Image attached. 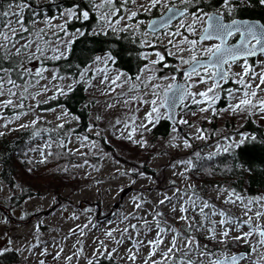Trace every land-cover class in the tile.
<instances>
[{
	"label": "rangeland",
	"instance_id": "rangeland-1",
	"mask_svg": "<svg viewBox=\"0 0 264 264\" xmlns=\"http://www.w3.org/2000/svg\"><path fill=\"white\" fill-rule=\"evenodd\" d=\"M204 1L192 0L189 3L188 0H162V3L155 8L145 11L141 6L149 5L150 0H135V3L129 0L127 4L124 0H113V5H106L105 8L98 7L99 4L104 3V0H92L100 17L102 12L111 7L118 8L119 15L109 17L113 22L119 19V23L112 25L117 29L115 32L118 34L128 32L142 43L145 50L144 59L148 64L140 70L137 76L139 79L137 77L132 79L112 62L107 61L106 58L110 55L107 53L98 55L97 58L102 59H96L89 64L78 79L57 76V70L50 65V62L55 61V57L60 56L61 53L63 56L66 55L72 40L81 34V32L70 33L64 27V24L74 18L68 13H76L77 8L64 9L58 17L37 20L30 26L24 24L28 29L27 32H23L20 24H17L13 18L10 27L0 28V31L9 33L11 28H15L18 35L26 34L24 39H20V44L34 42L33 48L41 47L44 50L43 58L27 62V67L47 69L43 73V79L35 76L28 78L26 83L29 87L26 93L23 88L13 89L17 93H23V97L19 95L10 97L14 100L15 106H0V136L27 130L35 123L46 131H50L51 128L56 130L55 127L66 122L72 127L73 119L63 107L39 111L38 105L61 94V89L65 93L69 86L72 88L78 81L84 82L83 85L88 89L87 102L91 125L86 134L71 133L68 142L64 143L67 151L82 156L73 170L78 178L76 190L68 186L64 190L61 188L62 191L57 195L55 191L58 190L50 188L47 185L48 179L42 176L46 168H39L38 165L33 167L32 165L37 163L32 161H29L27 170L18 171L16 185L41 186L45 190L41 196H31L23 204L15 207L9 200L12 195L14 196V190L6 184L0 185V253L9 249L17 250L20 257L19 262L15 264H40L41 260L44 264H88L89 259L94 261L99 257L109 258L108 253L112 254L110 258L118 261V264H145V261H148L149 248L144 243L139 244L138 252L133 248V241L146 242L155 236V228L147 231L144 220L154 225V213L162 209L167 217V223L183 231L184 224L176 219L177 213L172 212L170 206L158 203L165 196L174 197V189H179L181 193L186 192L192 198L199 197L208 201L216 209L225 210L234 220L247 219L242 205L225 203L228 198L226 187L223 188L225 190L212 189L211 192H204V188L198 187V183L193 178L191 166L185 163L191 160V141L196 145H204L203 151L207 155L221 154L232 141L248 136L241 128L247 119L253 120L256 124L264 123V113L258 108L237 112L228 109V105L237 103L243 91L247 90L237 83L244 72L245 60L231 63L227 67L229 77L227 81L220 82V86L216 89L219 99L209 111L200 112L199 108L207 105L193 104L190 97L184 100L176 119L178 125H172L170 130L172 136L168 140L149 135L148 131L154 126L152 124H149L147 129L139 127L147 123L145 116L151 110L150 101L156 98L153 96L154 87L159 98L163 99L164 93L168 90L167 86L178 79L186 84L195 83V87L191 89L193 92L204 91L212 85L213 81L210 78L207 83H200L199 76H194L192 81H186L185 73H181L182 68L189 66L182 61H190L192 56L191 46L184 42L185 38L199 40V35L206 26L207 16L204 13L209 14L210 11H202L200 8ZM238 1L232 0L234 7L238 6L235 3ZM170 6H184L190 9V13L164 31L156 34L150 32L146 25L152 15L163 14ZM21 10V7L14 5L11 15ZM132 11L137 15L129 19ZM211 11L220 13L224 9L221 6ZM194 14H199L201 19L195 21V33H192L181 24L185 26L193 24ZM224 14L231 16L233 11L231 15L227 12ZM121 16L123 19H120ZM112 26L105 25L103 29L99 28L108 31ZM218 42L211 40L198 44L197 58L205 59L207 55L202 54V50ZM157 53L164 57L163 61L157 62ZM17 58L21 59V57ZM246 62L251 73L257 74L255 80H249L248 76H244L245 81L252 84V90L257 91V96L253 98L254 102L264 100V85L259 89L256 88L259 84L258 74L264 72V55L257 56L254 63L250 60ZM203 74L201 69V75ZM105 75L110 79L106 83H101ZM117 75H120V80L117 81L119 86L111 84V79ZM172 77H175V80ZM37 79L39 83H35ZM229 83L231 86H227ZM227 88L233 91L235 99L229 97ZM238 89L240 91H237ZM224 91L228 96V103L225 107L219 108L217 104ZM209 95L211 96L212 93ZM8 98L5 93L0 100ZM197 99L201 98L197 97ZM21 103L24 105L23 108L19 107ZM160 112L163 118L167 117V110L164 107ZM182 120L187 123H179ZM117 121L120 123L117 124ZM213 127L216 130H213ZM133 129H135L134 133ZM130 133H133L131 138H129ZM210 134L212 135L209 137ZM200 135L204 138L200 139ZM129 140L131 147L137 148H133V152L126 150L131 149L125 146L126 141ZM186 141L190 147L185 146ZM53 144L55 145L51 165L63 168L66 165L67 153L58 147V141ZM43 145L37 147L38 151L34 150L35 158H40ZM143 168L154 170L155 176L143 173ZM35 172L36 174H33ZM20 191L21 189L18 188V192ZM259 197H264V193ZM173 202L177 207L179 206V201ZM137 204L141 207L137 208ZM251 207L253 211L248 215L253 217V226L257 224L264 226V216L259 219L254 216L255 211H264V208L259 203H254ZM205 211L208 212L210 209ZM197 219L203 218L197 216ZM212 219L219 220L220 217L216 216ZM131 225H137L139 231H133ZM216 227L219 231L221 226L217 224ZM247 231L249 228L244 225L239 230L233 231L231 235ZM109 232L111 236L107 234ZM191 234L202 246H208L207 251L220 258L224 255L237 254L239 249L246 245L250 248L249 253L251 244L252 247L257 248V252L252 253L241 264H264V247L258 245V237L255 235L251 238L250 244L242 240H229L226 244H220L207 239L205 230ZM45 252L47 255L43 254ZM133 253L137 256L134 262L128 259ZM54 256L59 258L54 259ZM69 256L72 257L71 260L67 259ZM182 258L186 259V257ZM155 259H159V254ZM192 259L197 264H207L208 260L207 257H199L197 253L192 254ZM148 264H151V261H148Z\"/></svg>",
	"mask_w": 264,
	"mask_h": 264
},
{
	"label": "snow or ice",
	"instance_id": "snow-or-ice-1",
	"mask_svg": "<svg viewBox=\"0 0 264 264\" xmlns=\"http://www.w3.org/2000/svg\"><path fill=\"white\" fill-rule=\"evenodd\" d=\"M129 0H124V3L127 4ZM132 3H135V0H131ZM189 3L192 0H188ZM249 3H255L258 5H264V0H248ZM162 0H150L149 5L141 6L144 7L145 11L155 8L158 4H161ZM113 5V0H104V3L99 4L98 7L105 8V6ZM11 7V5H9ZM18 7H27L26 4L18 5ZM234 5L232 0H224L223 9L218 14L209 15L204 13L207 16V27L203 29V34L200 36L199 40H188L185 38L187 44L191 46L190 51L192 52L191 60H183L182 63L190 65V71L185 72L186 81H192L194 76H199L200 83H207L208 78L212 79L213 83L204 91L193 92L191 89L195 87V83H188L187 85H174L169 84L167 86L168 92H172V97H169L167 92L165 97L160 99L156 93L155 87L153 88V96L156 97L150 101L152 107L151 110L146 114L145 120L146 124H141L139 127L147 129L149 124L155 125L163 118L160 109L167 106L168 109H172L175 104V100L178 98L181 103L190 97L191 102L196 105L205 104L207 107L199 108L200 112H207L209 109L213 108L215 102L219 99V95L216 93V89L220 86L221 81H227L228 73L224 68V65H230L231 63L236 62L239 59H245L244 72L241 75L240 79L237 81L244 90L242 96L238 99V102L235 104H229L228 109L232 112L245 111L247 109L258 108L261 113H264V100L254 102V99L257 96V91L252 90V84L245 81L244 76H248L249 80H255L257 74L251 73L249 66L247 65L246 58L249 56H255L257 54H264V24H252L247 21H238L233 19L231 23H224L223 16L227 12L231 15ZM169 12L173 10L168 9ZM10 12L0 11V17H8ZM17 19L16 23L20 24L21 30L27 32V27L24 26V21L22 13H15ZM68 15L75 16V12H69ZM84 20L89 18V13L83 11L81 13ZM119 15V9L116 7H111L109 10L101 13V28L103 29L105 25L112 26L114 23H119V19L115 22L109 19L110 16ZM137 13L135 11L131 12L129 19L136 17ZM176 13L173 12V16ZM180 16H184L185 12H179ZM173 16L168 17L166 21H163L161 24H156L153 22L150 27L154 28V31H158L161 27H166ZM79 18V17H77ZM120 19H123L121 16ZM201 19L199 14H194V23L191 25H183L186 27L187 31L195 33V21ZM12 21H8L5 25L2 20H0V28L10 27ZM112 31H117V29L112 26ZM123 31L124 29H120ZM239 34L240 42L237 45L230 46L228 40L236 34ZM101 34H107L101 32ZM179 34V33H176ZM18 32L17 29L11 28V32L0 31V97L5 96L7 93L8 99L0 100V106L8 107L15 106V102L10 97L21 96L23 93H17L13 89L23 88L24 93L28 91L29 84L26 83L29 77H38L43 79V73L47 71L46 68H29L27 67V62L33 60H41L44 56V50L36 46L32 47L34 42H29L26 44H20V39H24L23 36L17 38ZM216 40L219 43L214 44L213 46L204 48L202 54L207 55V62H201L197 58V45L203 41ZM171 43V41H169ZM19 45V47H17ZM158 61H163L164 57L159 53L156 54ZM63 56L61 53L60 56H56L55 59H59ZM21 57V59H17ZM7 59L9 63L5 65L4 61ZM102 58H97L101 60ZM107 61L114 63L115 58L113 55L107 56ZM167 67V65H165ZM201 69L203 70V75H201ZM259 84L256 85V88L259 89L261 85H264V72L258 74ZM110 78L105 75L101 79V83H106ZM139 79V77H137ZM175 80V77H172ZM120 80V75H117L114 79H111L112 85H117V81ZM24 82V83H21ZM35 83H39V79L35 80ZM119 86V85H117ZM158 87V86H156ZM71 88V86H69ZM61 94H64L63 89L60 90ZM114 91V89H113ZM230 98L235 99L233 91L231 89L227 90ZM237 91H240L239 89ZM209 93H212L210 96ZM200 97L201 99H197ZM128 103V101H125ZM20 108H23V103L19 104ZM215 114V110H214ZM18 118V117H17ZM35 123V122H34ZM120 121H117L119 124ZM179 123H187V121H179ZM59 127H63L60 125ZM135 129H133V133ZM129 134V138L131 135ZM200 139H203L204 136L200 135ZM255 141V137L242 136L238 141H232L227 148H224L223 151L231 152L235 154V150H245L246 146ZM186 147L190 145L185 142ZM212 157L209 156V159ZM189 166H191L192 161H186ZM187 170V169H186ZM183 175V173H181ZM228 191V198L225 200L227 204L233 205H242L244 214L247 216V219L243 221L234 220L230 217L227 212L223 209H216L214 205L210 204L208 201L201 200L199 197L192 198L188 193H181L179 189H174V197L165 196L164 199H161L158 203L160 205H166L171 207V211L177 213L176 219L182 221L184 224L183 231L178 230L173 225L167 223V217L162 209L155 211L153 220L154 225H151L149 221L144 220V225L147 226V231H152V228H155V236L153 239H149L146 242L144 241H133V248L139 251V244L144 243L149 248L148 261H151V264H197L195 260L192 259V254L197 253L199 257H207V264H241L248 256L252 253L257 252L256 247H252L250 244L251 238L255 235L258 237L257 243L261 247H264V226L259 224L253 226L251 215L248 213L252 212V207L254 203L261 204V207L264 208V197H256L253 199H245L240 194L231 191ZM174 200L179 201V206L173 202ZM199 201V203H198ZM137 208H140L141 205L137 204ZM205 209H210L206 212ZM197 216L202 217L203 219H197ZM219 216V220H213L212 217ZM254 216L259 219L261 216H264V211L257 210L254 212ZM219 224L220 230H217L216 225ZM244 225H247L249 231L240 232L238 235H231L233 231H237L242 228ZM133 231H139L137 225H131ZM205 230V237L216 243L226 244L229 240L234 241H244L250 244L251 251L246 254L239 255H224L223 258L215 257V254L207 251V245H201L199 240L192 235L193 232H199ZM111 236V232L107 233ZM170 237V238H169ZM119 243V241H118ZM62 251V250H61ZM82 251V250H81ZM179 253V255H177ZM3 253H0L2 255ZM47 255V252L43 253ZM159 254V259H155ZM108 257H111V253L107 254ZM182 257H186L183 259ZM215 257V258H214ZM59 256H54V259H58ZM137 256L135 253L131 254L128 259L133 262L136 260ZM68 260H71L72 257H67ZM148 261H145V264H148ZM40 264H44V261L41 260ZM88 264H94V261L89 259Z\"/></svg>",
	"mask_w": 264,
	"mask_h": 264
},
{
	"label": "trees",
	"instance_id": "trees-1",
	"mask_svg": "<svg viewBox=\"0 0 264 264\" xmlns=\"http://www.w3.org/2000/svg\"><path fill=\"white\" fill-rule=\"evenodd\" d=\"M223 3L224 0H205L200 8L202 11L215 10L221 7ZM235 3L238 5L233 8L236 18L259 19L264 22V5L249 3L248 0ZM23 4H26L27 7L21 8V12L18 13H22L25 26H30L32 22L34 23L37 20L51 19L54 16L58 17L64 9L77 8L74 18L64 24V27L70 33L81 32V34L72 40L66 55L50 62V65L56 68V74L59 78L67 77L72 80L80 78L82 72L85 71L89 64L103 53L113 55L115 67L132 77V79L137 77L140 70L148 64L147 60L144 59L145 50H143V45L137 38H134L128 32H120L118 34L111 29H108V31L100 29L101 17L96 12L92 0H0V11L10 12L8 17H0V20L5 25L9 20H12L11 18L16 21L15 13L11 15L12 6ZM83 11L89 13L87 20H84L81 15ZM101 32L107 34H101ZM25 35L19 34L17 38L20 36L25 37ZM4 63L7 65L9 61L5 59ZM83 84L84 82L78 81L64 94H58L56 97L38 105L39 111H50L51 109L63 107L73 119L74 125L72 127L68 126V122H66L63 124V128L54 126L56 130L50 127L51 130L46 131L41 129L38 123H35L27 130H19L0 136V185L6 184L14 190V196L12 195L9 200L15 207L23 204L31 196H41L45 191L38 185L33 187L31 184L27 187L21 184L16 185L18 171L27 170L29 161L37 163L32 165L33 167L38 165L39 168H46L42 176L44 175L48 179L47 185L50 188L58 190L55 191L57 195L68 186L73 187L75 190L78 188V178L73 170L82 156L74 155V153L67 151L64 143L68 142V137L71 133L86 134L91 126L89 124L90 113L87 102L89 93ZM224 99L221 98L217 104L219 108L225 107L226 103H228V96L224 97ZM172 125L164 117L150 128L148 131L149 135L168 140L172 136L170 134ZM241 128L244 131H249L247 137H255V141L250 142L245 150H235V154L223 151L221 154L207 155L203 151L204 145H196L194 141H191V174L198 183V187L204 188V192H211L212 189H226L240 194L245 199H253L264 193V123L255 124L253 120L247 119ZM56 141L59 143L58 147H61V150L67 153L66 165L63 168L51 165L55 145L53 142L55 143ZM130 141H126L127 145L125 146L131 149L126 150L133 152V148H137L131 147ZM42 144H44L41 150L42 154L39 159L35 158L34 150H37V147ZM209 156L212 158L209 159ZM144 168L142 169L143 173L148 174V176H155L154 170L149 171V169L144 170ZM33 174H36V172ZM59 184L60 186H57ZM224 187L226 188L223 189ZM18 188L21 189L20 192H18ZM61 188L62 190H60ZM249 249L246 245L239 251H247L248 253ZM2 253L0 255V264H15L19 262L20 253L17 250L9 249L7 252L4 251ZM118 263L113 258L99 257L94 260V264Z\"/></svg>",
	"mask_w": 264,
	"mask_h": 264
},
{
	"label": "water",
	"instance_id": "water-1",
	"mask_svg": "<svg viewBox=\"0 0 264 264\" xmlns=\"http://www.w3.org/2000/svg\"><path fill=\"white\" fill-rule=\"evenodd\" d=\"M172 9L173 11L172 12H169L168 11V9ZM167 10H165L164 12H163V14H161V15H157L156 17H151L150 18V20L148 21V23H147V28H148V30L150 31V32H152V33H157V32H159V31H161V30H163L164 28H168V26H170V24H172L173 22H175L176 20H180V18H182L183 16H180L179 15V12H181V11H183V12H185V14H187V10L185 9V8H178V7H176V6H171V7H169ZM173 12H175L176 13V15L175 16H173ZM213 14H218V13H215L214 11L213 12H210L209 13V15H213ZM170 16H173V19L171 20V22L166 26V27H161L158 31H154V28L153 27H150V25H152L153 24V22H155L156 24H161L163 21H166L167 19H168V17H170ZM224 16H223V22L224 23H231V21H229V22H227V21H225L224 20ZM236 20H238V21H247L248 23H252V24H264V22L263 21H260L259 19H253V20H251L250 18H241V19H239V18H236ZM205 23H206V26L205 27H207L208 25H207V18L205 19ZM203 34V31H202V33L200 34V36ZM230 42V39L228 40V43ZM239 42H240V37L238 38V40L236 41V42H232V43H230L229 45L230 46H232V45H237V44H239ZM257 55H259V54H257ZM257 55H255V56H257ZM255 56H249V57H247V58H253V59H255ZM246 58V59H247ZM198 60H200L201 62H207V60H208V57H206V59H204V58H201V59H198ZM239 60H243V59H239ZM238 61V60H237ZM226 67H227V65H224V68H225V70H226ZM187 71H190V65L188 66V67H186V68H182V70H181V73H185V72H187ZM227 71V70H226ZM227 73H228V71H227ZM172 84H174V85H186L184 82H181V80H177V81H174ZM167 92V94H168V96L169 97H172V95H173V93L172 92H168V90L166 91ZM165 92V93H166ZM165 93H164V97H165ZM184 102V101H183ZM181 105H183V103H181V101L177 98L176 100H175V104H174V107L172 108V109H168L167 108V106H165L164 108H165V110H167V117H166V120L168 121V122H170V124H177L178 122H177V117L179 116V108H180V106ZM181 130L179 129V132H180ZM247 252H245V251H241V252H239V254H246ZM239 254H233V255H239ZM230 256H232V255H230Z\"/></svg>",
	"mask_w": 264,
	"mask_h": 264
},
{
	"label": "flooded vegetation",
	"instance_id": "flooded-vegetation-1",
	"mask_svg": "<svg viewBox=\"0 0 264 264\" xmlns=\"http://www.w3.org/2000/svg\"><path fill=\"white\" fill-rule=\"evenodd\" d=\"M223 6V5H222ZM178 7V6H177ZM180 7H184V6H180ZM180 7H178V8H180ZM186 8V7H185ZM220 8V7H219ZM188 12L190 13V9H188ZM157 15H160V14H156V15H152V17L154 16V17H156ZM224 17H225V20H227V22H229V20H232V19H234V18H236L235 17V10H233V14L231 15V16H227V14H224ZM165 30V29H164ZM163 30V31H164ZM238 38H239V34L237 33L236 35H234L233 37H231L230 38V42H229V44L230 43H232V42H236L237 40H238ZM229 81V80H228ZM228 83V82H227ZM231 86V84L229 83V84H227V86ZM227 89H229V88H227ZM227 91V90H226ZM221 96V98H223L224 99V97H226L227 95L225 94V91H224V93L222 94V95H220ZM221 98H220V100H221ZM225 100V99H224ZM247 131V130H246ZM245 131V132H246ZM249 133V131H247L246 132V134H248Z\"/></svg>",
	"mask_w": 264,
	"mask_h": 264
}]
</instances>
